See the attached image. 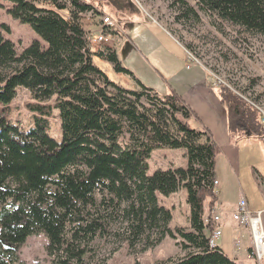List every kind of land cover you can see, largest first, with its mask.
Wrapping results in <instances>:
<instances>
[{"label":"trees","instance_id":"16d2710c","mask_svg":"<svg viewBox=\"0 0 264 264\" xmlns=\"http://www.w3.org/2000/svg\"><path fill=\"white\" fill-rule=\"evenodd\" d=\"M41 1L54 10L40 9L33 0H0V9L12 4L8 15L39 38L20 54L0 34V264L18 263L20 249L39 234L48 237L51 264H86L95 242L111 235L131 246L181 239L189 254L161 264H237L219 245L210 248L214 225L205 217L218 203L214 183L221 148L208 131L190 125L191 119L200 122L197 113L174 90L160 97L139 80L141 92L128 90L94 64L98 56L118 74L133 76L112 49L97 55L88 47L80 15H101V8L82 0ZM69 2L71 19H65L57 12ZM197 2L218 19L264 35V0ZM20 89L33 101L26 105L34 125L28 131L9 119ZM215 91L227 112L230 138L264 140L259 111L224 85ZM55 112L61 141L51 134ZM165 148L185 150L187 168L149 176L153 153ZM182 190L191 207L189 232L170 229L173 213L159 200ZM117 224L121 228L113 232Z\"/></svg>","mask_w":264,"mask_h":264},{"label":"rangeland","instance_id":"374dc122","mask_svg":"<svg viewBox=\"0 0 264 264\" xmlns=\"http://www.w3.org/2000/svg\"><path fill=\"white\" fill-rule=\"evenodd\" d=\"M33 1L40 9L54 10L51 4H47L44 1ZM82 1L101 8L98 12L101 15L93 12L80 15L89 43L88 47L93 53L99 55L106 51V47L114 52V49L117 50L118 43L121 42V36L118 31L116 32L118 37L116 35L113 36V41L102 44L94 42L97 27L104 15L116 17V19H113L118 20L125 27L127 26V22H125L127 18L123 13L130 16L133 12L137 16L134 17L139 18L140 12H143L145 19L155 28L154 31L156 33H163L164 31L180 43L179 45L184 47L187 68L188 62H190V68L196 66L208 73V76H206L208 81L212 83L210 88L214 89V91L221 85L229 86L233 89L228 88L231 92L242 98L250 106L256 108L264 121V35L249 33L240 26L218 19L217 16L201 10L197 0ZM3 5L5 8L0 9V34L6 40L13 41L17 52L21 54V51L29 48L39 38L30 27L20 24L8 15V11L13 7L12 4L3 3ZM71 11V3L69 2L67 10L58 11L57 13L65 19H71ZM195 14L199 15L198 20H196ZM118 55L123 67L132 72L142 83H145V78L143 79L141 76V74H146L143 66L139 65L137 67L134 60L128 59V56L126 58L125 51L123 54L119 53ZM92 61L108 75L112 82L129 90L135 89L133 82H129L132 78L115 72L109 62L101 61L98 56H95ZM145 80L147 81V79ZM141 91L139 88V92ZM215 92L214 94L217 96ZM29 102L33 103L31 94L24 89L18 90L16 99L11 106L12 115L9 118L13 124L17 126L19 124L25 131L34 126L33 115L26 109V105ZM143 103L145 104V102ZM2 109L3 107L0 105V110ZM56 116L57 112H55V117L51 120V134L52 137L61 141V124H59L60 122ZM179 117L181 116L179 115ZM191 121L192 119L189 120V123L193 127ZM185 155H187L185 150L165 148L155 151L149 161V176H153L159 170L187 168L188 159ZM257 191L256 193H259ZM159 200L160 205L173 213V221L170 225L172 231L177 229L191 231L189 218L191 216V207L187 201L188 195L184 190L171 197L169 196V198L159 195ZM257 211L255 209L254 212L257 213ZM213 212L215 211L213 210ZM210 213L208 208V215ZM120 228L119 224L114 225L112 231H118ZM240 232L242 234L239 233L237 237L242 239L244 245L235 246V248H244V250L234 253L232 236L228 233L225 234L224 231L223 237L218 242L219 246L230 259L237 256L236 262H242L241 264H259L252 255V259L249 260V254L245 250L252 242L250 232L246 229H242ZM48 244V237L45 234L32 236L28 239L25 246L20 249V260L16 264H51L52 262L46 249ZM180 244L181 239L167 237L157 246L150 244L148 240L131 246L130 242L125 240V237L111 235L107 238H100L95 242L93 246L94 252L85 258V262L86 264H161L168 261H177L189 254V251H185ZM9 262L5 261L6 264H12Z\"/></svg>","mask_w":264,"mask_h":264},{"label":"crops","instance_id":"0c3cea01","mask_svg":"<svg viewBox=\"0 0 264 264\" xmlns=\"http://www.w3.org/2000/svg\"><path fill=\"white\" fill-rule=\"evenodd\" d=\"M123 15L127 18V26L123 27L117 20L121 42L114 52L118 55L125 51L126 58L128 56V59L136 62L137 67L141 65L146 70V74L143 73L145 76L141 74L143 79H147H144L145 83L134 74L128 76L132 78L129 82L135 86L132 91H139L137 80L160 97L176 91L200 118V122L195 119L191 121L196 131H208L214 143L221 148L216 160L219 196L214 211L222 218L224 233L230 234L234 241L242 229L232 215L242 200L247 201L252 212L255 209L264 212V140L252 136L238 141L230 138L227 112L214 94V89L208 86V73L196 66L188 69L184 47L168 33H156L143 12H140L139 18H135L137 16L133 12L130 16L126 13ZM210 201L206 203V215ZM236 259L237 256L232 260L236 262Z\"/></svg>","mask_w":264,"mask_h":264},{"label":"built area","instance_id":"2783aa9c","mask_svg":"<svg viewBox=\"0 0 264 264\" xmlns=\"http://www.w3.org/2000/svg\"><path fill=\"white\" fill-rule=\"evenodd\" d=\"M118 26L119 24L116 20L112 19V17L108 15H104L97 27L94 42L102 44L104 42L113 41L112 39L113 36L116 35V32L118 31V33H120ZM214 185L218 191L219 180H216ZM246 202V200L241 201L237 207V211L232 216L239 228L248 229L251 234V245L248 248H245L247 251L246 253L249 254L248 257L252 259V255L256 258L259 264H262L264 262V212H257V214L252 212ZM205 222L207 224L212 222L214 225L213 233L209 242L210 248L217 249L219 245L218 242L223 237L222 219L217 213H214L212 218H206ZM234 241V248L235 246L240 247L241 245H244L240 237H237ZM242 250H244V248H235L234 253Z\"/></svg>","mask_w":264,"mask_h":264},{"label":"bare ground","instance_id":"6f19581e","mask_svg":"<svg viewBox=\"0 0 264 264\" xmlns=\"http://www.w3.org/2000/svg\"><path fill=\"white\" fill-rule=\"evenodd\" d=\"M189 63H190V62H188V69L190 68V66H189ZM226 88H229V89H231L229 86H228V87H226ZM231 90H233V89H231ZM262 124H263V128H264V121H263V123H262ZM234 213H235V212H234ZM213 214H214V212L212 213V216H213ZM212 216H211V217H208V216H206V217H205V219H206V218H212ZM221 219H222V218H221ZM233 220H234V219H233ZM235 223H236V222H235ZM236 224H237V223H236ZM247 230H248V229H247ZM248 231H249V230H248ZM248 259L250 260V258H249V257H248Z\"/></svg>","mask_w":264,"mask_h":264}]
</instances>
